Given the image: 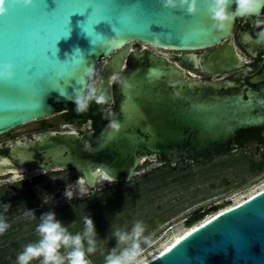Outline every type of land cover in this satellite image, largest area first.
<instances>
[{
    "label": "water",
    "instance_id": "obj_1",
    "mask_svg": "<svg viewBox=\"0 0 264 264\" xmlns=\"http://www.w3.org/2000/svg\"><path fill=\"white\" fill-rule=\"evenodd\" d=\"M6 6L0 15V62L14 63L16 78L8 81L10 93L0 80V135L55 116L59 103L75 104L85 83L94 81L107 105L114 103L97 130L45 131L29 143L19 140L7 157L18 165L77 168L94 189L130 182L147 159L197 164L229 154L245 130L264 136L263 97L246 98L240 91H221L218 81L186 78L171 60L174 52L132 50L134 42L172 50L208 48L230 39L240 17L217 29L206 0L195 15L165 8L162 0H33L31 5L7 0ZM203 30L219 40L192 38ZM117 32L121 36L115 37ZM105 37L115 38L99 46ZM236 60L216 49L202 63L209 72H222L236 67ZM89 67L95 70L91 78ZM114 75L121 80L113 81ZM109 120L121 128L108 127ZM85 141L97 151H85ZM141 264H264V188L202 220Z\"/></svg>",
    "mask_w": 264,
    "mask_h": 264
},
{
    "label": "rangeland",
    "instance_id": "obj_2",
    "mask_svg": "<svg viewBox=\"0 0 264 264\" xmlns=\"http://www.w3.org/2000/svg\"><path fill=\"white\" fill-rule=\"evenodd\" d=\"M103 62L98 64L96 72L100 70ZM254 161L264 162V151L262 154L235 151L197 164L193 163V165L180 162L177 164L179 169L173 173L168 172L169 167H165L164 170H157L153 175H148V172L162 164L160 158L145 160L137 169L138 174L132 180V185H139L134 193L139 190L143 194L133 200V209L129 213L126 208L115 210L112 218L121 214L123 216L119 219L121 223L112 224L110 228H105L102 233L98 234L97 251L89 256V260L93 264H104V253L111 251L117 245L114 231L116 229L130 231L133 224L140 220L144 222L145 235L150 239L149 245H142L143 254L139 260L140 263L144 262L161 251L176 237L201 222L202 220L192 226L187 225V218L195 212L204 211L213 206H222L217 210L220 211L262 189L264 187V168L253 170L252 163ZM74 173L76 172L65 171L46 177L40 176L34 180L36 186L43 181H50L51 178L61 177L60 180H55L50 184L49 194L45 195V197H49L48 202H45L44 197L41 208H57V205L61 206L67 203L69 198L65 195L66 188L70 187L73 190V197L84 198L86 195L93 194L96 190L114 183H100L96 188L89 189L87 194L81 195L79 187L76 188L74 185L75 181H68L69 176ZM63 186L65 188H62ZM123 187L124 185H120L113 190H120ZM63 213L58 212L57 215L61 216ZM214 213L207 214L203 220ZM15 230H13L14 235ZM98 256L100 259L94 261V258ZM16 258L14 262H17Z\"/></svg>",
    "mask_w": 264,
    "mask_h": 264
},
{
    "label": "flooded vegetation",
    "instance_id": "obj_3",
    "mask_svg": "<svg viewBox=\"0 0 264 264\" xmlns=\"http://www.w3.org/2000/svg\"><path fill=\"white\" fill-rule=\"evenodd\" d=\"M258 29L253 28L252 19L239 18L237 20L234 34L230 39L221 43L202 49L188 50H172L142 42H134L132 50L139 51L144 47L152 50H163L174 52L176 56L171 60L177 63L186 74V78L201 79L206 81H218L221 83V91H240L246 98L263 97L264 98V41H257L255 32ZM231 42V44L229 43ZM216 49L226 50L227 53L236 57L237 66L222 72H209L202 63L203 56L210 54ZM183 54L190 55V60L184 61L181 56ZM114 103L107 105H98L95 102L90 104L86 112L80 113L76 111L75 104L59 103L56 105L55 116L37 119L29 123L19 125L0 135V157L11 158L12 148L20 140L22 143H29L34 139V135L38 132L45 131H75L80 135L97 130L96 120L106 108H113ZM99 110L103 112L100 113ZM108 116V114H107ZM106 116V117H107ZM104 118L103 120H105ZM58 120V125H53L51 121ZM101 120L100 123L103 121ZM91 122V123H89ZM253 152L262 154L264 151V136L258 130H245L236 138V146L232 152ZM11 161V166L0 169V204L14 200L15 204L11 205L6 211L0 210V214H7L13 217H24V213L33 210L35 215H42L48 208H41V204L45 195H48L50 184L61 177L51 178L50 181H43L40 185H34L37 177L49 176L54 173L65 171H75L76 173L69 176V182L76 183L82 173L77 168H59L52 170H44L34 166H20L16 162ZM15 171L24 172L25 179L22 187L15 184L2 183L6 181ZM62 188H65L63 186ZM75 188V189H76ZM81 196L72 199H80ZM60 206V205H57ZM54 209L55 207H49Z\"/></svg>",
    "mask_w": 264,
    "mask_h": 264
},
{
    "label": "clouds",
    "instance_id": "obj_4",
    "mask_svg": "<svg viewBox=\"0 0 264 264\" xmlns=\"http://www.w3.org/2000/svg\"><path fill=\"white\" fill-rule=\"evenodd\" d=\"M17 2L31 5L33 0H17ZM206 3L208 15L215 21L217 29H226L236 17L252 19L253 28L258 29L255 32L257 41H264V0H206ZM6 4L7 0H0V15L7 13ZM162 4L168 9H186L192 15L201 10L200 0H162ZM233 4L236 7L230 11L229 9ZM119 36L121 34L117 32L115 37ZM115 37L112 39L105 37L99 46H103L105 42L112 43ZM86 75L89 78L93 77L95 70L91 67L87 68ZM15 78L14 63L0 62V80L11 81ZM112 80L119 82L121 78L119 75H114ZM77 93L74 102L76 111L80 113L86 112L92 102L98 105H105L108 102V97L98 90L94 81L85 83L83 90H78ZM105 111L111 116V108H106ZM108 127L119 130L121 124L116 120H109ZM84 149L90 152L97 151L88 141H85ZM10 166L11 161L7 157H0V169ZM24 179V172L15 171L2 183L22 187ZM76 183L79 185L81 195L89 192L86 177H79ZM65 195L71 200L74 192L69 187L66 188ZM48 199L49 197H45V202H48ZM9 206V204H3V209L6 211ZM24 215L35 218L33 210L26 211ZM39 219L40 222L35 229L39 239L23 247V250L17 255V264H31V261L38 258H41L40 264H91L88 257L97 251L98 232L90 215L83 217V229L75 233L70 232L68 226L57 219V214L54 211L42 214ZM9 226L3 216H0V234L4 233ZM145 232L144 222L140 220L133 224L130 231L116 229L113 234L117 239V245L105 256L104 264H140L139 258L143 254L142 245L150 244V239L145 235ZM62 248L64 249L63 252H61Z\"/></svg>",
    "mask_w": 264,
    "mask_h": 264
},
{
    "label": "trees",
    "instance_id": "obj_5",
    "mask_svg": "<svg viewBox=\"0 0 264 264\" xmlns=\"http://www.w3.org/2000/svg\"><path fill=\"white\" fill-rule=\"evenodd\" d=\"M100 113L103 112L99 110ZM107 113L104 111L101 116H99L96 120L97 126L100 124V121L106 118ZM185 162L187 165H193L191 162ZM165 167H169L168 172L173 173L179 169L178 165L169 166L162 164L156 169L148 172V175H153V173L157 170H164ZM253 170L257 171L259 169L264 168V162H256L252 163ZM134 179V178H133ZM132 179V180H133ZM132 180L130 182H114L112 185L105 186L100 190H96L93 194L86 195L84 198L80 199H71L67 203L55 207L54 209L48 208L44 211L47 213L49 211H54L56 214L58 212H64L61 216L57 215V219L63 221L65 225L68 226V230L72 233L82 231L83 229V217L85 215H90L96 225L97 232L102 233L105 228H110L112 224H120L121 223V214L117 216H113L116 209H127L126 211L129 213L133 208L134 199L143 194L142 191L134 193L139 185H132ZM124 185V187L120 190H113V188ZM3 204L14 205V200H9L2 205L0 204V210L5 211L3 209ZM9 206V207H10ZM8 207V208H9ZM7 208V209H8ZM222 208V206H213L207 210H199L195 212L192 216L187 218V225L191 226L198 221L203 220V218L210 213L217 212L218 209ZM7 212V210H6ZM125 213V214H128ZM6 220V222L10 225L9 228L2 234H0V264H17L14 262L15 257H17L18 253L23 250V247L28 243H33L39 239L38 234L35 229L37 224L40 222L41 215H35V218H20L17 219L13 216L7 214H0ZM66 217L68 220L66 221ZM123 217V216H122ZM16 229V230H15ZM13 230H15V235L13 234ZM15 240H12V239ZM12 241V242H11ZM64 249H61L63 252ZM110 251H106L104 253V257ZM90 257H88L89 259ZM40 259L33 260L32 264H40ZM100 256L95 257L94 261H98ZM91 264H93L91 262Z\"/></svg>",
    "mask_w": 264,
    "mask_h": 264
},
{
    "label": "snow or ice",
    "instance_id": "obj_6",
    "mask_svg": "<svg viewBox=\"0 0 264 264\" xmlns=\"http://www.w3.org/2000/svg\"><path fill=\"white\" fill-rule=\"evenodd\" d=\"M192 38H198V39H214V40H219V38L213 34L210 30H203L198 33ZM5 90L6 92H12L13 91V85L10 84L7 80H5Z\"/></svg>",
    "mask_w": 264,
    "mask_h": 264
},
{
    "label": "bare ground",
    "instance_id": "obj_7",
    "mask_svg": "<svg viewBox=\"0 0 264 264\" xmlns=\"http://www.w3.org/2000/svg\"><path fill=\"white\" fill-rule=\"evenodd\" d=\"M264 188V187H263ZM262 188V189H263ZM261 190V189H260ZM259 191V190H258ZM257 191V192H258ZM256 193V192H255ZM254 194V193H253ZM251 196V195H250ZM246 199V198H245ZM244 200V199H243ZM242 200H240V201H238V202H236V203H239V202H241ZM236 203H234V204H236ZM210 216H212V215H210ZM197 225V224H196ZM192 226V225H191ZM195 226V225H194ZM194 226H192L191 228H193ZM191 228H189L185 233H187ZM185 233H183V234H181V235H179L178 237H176L172 242H174L175 240H177L178 238H180L182 235H184ZM172 242H170L169 244H167L164 248H166L168 245H170ZM163 248V249H164ZM152 257V256H151ZM150 258V257H149ZM141 264V263H140Z\"/></svg>",
    "mask_w": 264,
    "mask_h": 264
}]
</instances>
